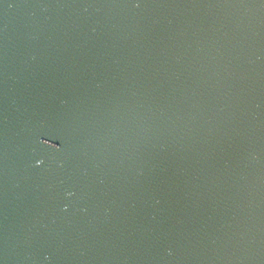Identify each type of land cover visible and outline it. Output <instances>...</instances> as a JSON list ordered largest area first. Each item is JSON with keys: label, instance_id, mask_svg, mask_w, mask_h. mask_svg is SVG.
<instances>
[{"label": "clouds", "instance_id": "clouds-1", "mask_svg": "<svg viewBox=\"0 0 264 264\" xmlns=\"http://www.w3.org/2000/svg\"><path fill=\"white\" fill-rule=\"evenodd\" d=\"M44 143H47V141H45ZM54 146H55V148H59V145H55V144H54Z\"/></svg>", "mask_w": 264, "mask_h": 264}]
</instances>
